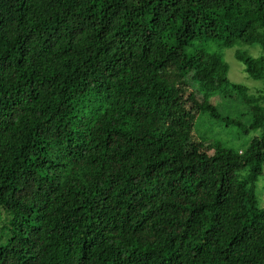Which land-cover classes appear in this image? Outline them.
Masks as SVG:
<instances>
[{"label": "trees", "instance_id": "1", "mask_svg": "<svg viewBox=\"0 0 264 264\" xmlns=\"http://www.w3.org/2000/svg\"><path fill=\"white\" fill-rule=\"evenodd\" d=\"M227 51L264 81V0H0V264H264V94ZM167 64L192 89L151 83ZM134 94L174 130L242 126L233 97L258 134L170 154L121 127Z\"/></svg>", "mask_w": 264, "mask_h": 264}, {"label": "rangeland", "instance_id": "2", "mask_svg": "<svg viewBox=\"0 0 264 264\" xmlns=\"http://www.w3.org/2000/svg\"><path fill=\"white\" fill-rule=\"evenodd\" d=\"M230 53V51H227L224 58L229 65V81L234 84L246 86L250 95H256L259 91L264 94V81L250 80L243 72V65L233 58H230ZM248 53L253 57H258L263 54L259 47L249 48ZM151 83H161L171 92L176 93H181L179 91L180 89H182V92H186L193 87L189 83L183 84L182 77L176 73L171 64H167L161 71L157 72ZM134 95L137 107L135 108L136 111H132L131 115L125 114L122 117L121 127L136 137H144L150 142L157 143L164 151L170 154H183L189 144L192 142H200L204 137L219 140L222 144L236 150L240 154L258 134V132L254 131H249L247 134L242 133L243 127L249 123V119L245 115L247 108L233 97H217L215 101L218 107L217 109L221 118L239 116L242 119V126L225 125L223 120L212 119L208 113L198 115L189 113L184 122L185 127L183 130H174L168 125V121L171 109L176 108H155L153 105H150L148 108H141L143 103L149 101L148 97L140 94ZM138 109L142 110L143 114L140 115L144 116V118L138 115L141 112ZM104 112V109L91 108L87 116L94 117L95 113L100 114ZM205 145L210 146L212 142L208 141ZM257 186L260 198L259 204L262 205L264 202V182H259Z\"/></svg>", "mask_w": 264, "mask_h": 264}]
</instances>
